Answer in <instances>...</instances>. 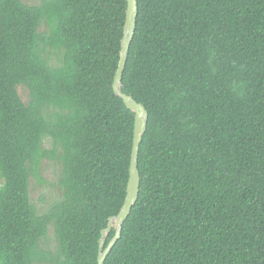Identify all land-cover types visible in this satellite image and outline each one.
<instances>
[{"label":"trees","instance_id":"1","mask_svg":"<svg viewBox=\"0 0 264 264\" xmlns=\"http://www.w3.org/2000/svg\"><path fill=\"white\" fill-rule=\"evenodd\" d=\"M126 6L0 0V264H97L129 176L134 113L112 89ZM121 90L148 119L104 264H264V0H137ZM43 160L61 195L38 213Z\"/></svg>","mask_w":264,"mask_h":264},{"label":"water","instance_id":"2","mask_svg":"<svg viewBox=\"0 0 264 264\" xmlns=\"http://www.w3.org/2000/svg\"><path fill=\"white\" fill-rule=\"evenodd\" d=\"M126 1L127 6L125 11L123 33L120 40L119 60L117 68L114 72L112 89L114 94L120 97L125 106L134 113L129 176L126 185V194L119 211L115 215L108 217L106 227L102 228L100 231V238L98 239L97 264H104L107 254L117 239L120 237L123 222L130 213L131 207L137 200L140 184L137 158L139 144L142 140V135L145 132L148 119V112L145 106L142 103L137 102L131 95L126 94L121 90V77L126 63L130 41L134 34L135 19L137 14V0ZM112 227L114 228V234L107 244H105L106 237Z\"/></svg>","mask_w":264,"mask_h":264},{"label":"rangeland","instance_id":"3","mask_svg":"<svg viewBox=\"0 0 264 264\" xmlns=\"http://www.w3.org/2000/svg\"><path fill=\"white\" fill-rule=\"evenodd\" d=\"M28 4H36L41 0H22ZM40 29H44L42 25H40ZM18 93L21 96L23 101H27V90L22 85L18 86ZM44 145L48 146L49 142L47 140L44 141ZM41 176L45 182L40 183L33 176L30 177V185H29V195L31 202L35 205L38 213L45 212L51 203L58 199L61 195L60 190L57 188V165L49 160H43L41 163ZM44 247L48 246L51 249H54V241L51 236H49L48 244L43 243Z\"/></svg>","mask_w":264,"mask_h":264}]
</instances>
